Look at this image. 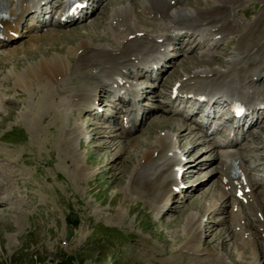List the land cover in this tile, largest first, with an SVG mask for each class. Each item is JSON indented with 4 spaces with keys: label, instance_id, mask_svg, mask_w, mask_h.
I'll return each instance as SVG.
<instances>
[{
    "label": "rangeland",
    "instance_id": "1",
    "mask_svg": "<svg viewBox=\"0 0 264 264\" xmlns=\"http://www.w3.org/2000/svg\"><path fill=\"white\" fill-rule=\"evenodd\" d=\"M124 1L142 17L138 1L132 5L127 0H106L99 13L80 24L58 27L54 35L47 33L48 27L39 31L44 38L37 41V50L30 48L28 53L22 52L28 45V36L0 48V264H169V258L179 262L191 255L188 246L182 250L187 237L191 236L186 226L191 211L204 219L200 230L201 249L221 250L232 263L242 256L245 260L249 258L248 248L243 255L241 248L233 249L235 239H231L229 229L236 226L232 219L227 220L231 201L225 199L227 194L223 195L222 191H228L221 181L217 184L219 177L214 170L219 164L212 160L213 153L206 152L208 144L203 142L207 139H198L200 129L195 120L200 119L199 114L186 120L190 132L185 122L180 124L187 128L186 138L180 145L183 152L191 147L185 157L193 164V169L189 165L192 177L182 183L191 185L184 198L171 195L158 211L131 188L128 181L134 159L142 149L141 143H152L156 135L164 132L163 126L170 132L177 130V123L184 120L183 114L188 110L182 105L180 114L169 112L168 85L175 79L176 71H186L195 60L201 62L198 50L187 53L189 45L185 46L184 54L177 52L176 63L162 72L156 94L149 93L141 101L142 106L153 109V116L125 134L119 131V113L109 95L107 105L99 104L104 109L102 112H93L102 98L82 111L71 106L69 95L76 90V83L81 86L82 80L88 81L90 76L76 75L57 86L50 82L48 96L42 95L47 83L43 84L37 77L22 84L14 77V72L24 70L43 53L50 56L57 51L71 56L69 46L79 35L94 42L107 37L114 39L106 31L107 21L111 9ZM197 1L203 6L205 1L210 3L211 0H189L187 5ZM101 2L97 0L94 8L99 9ZM262 5L257 0H247L237 9V16L243 22L251 21ZM45 10L37 15L40 18L44 15V19L49 17ZM259 30L264 31V22L260 23ZM235 36L228 35L217 43L212 50L217 58L203 63L218 65L229 55L236 43ZM2 50L17 54L7 59ZM71 61H75V57L71 56ZM57 80L60 81L59 76ZM139 81L149 91L157 84L149 76H142ZM78 95L79 92L76 97ZM41 96L42 105L39 103L35 109ZM257 115L259 122L251 127L254 136H247L239 148L249 174L262 183L254 195L264 205V119ZM76 123L80 125V132L74 148L67 135L68 129ZM119 142L122 147L117 146ZM211 195H216L220 206L217 212L209 214L207 199ZM241 209L242 217L250 225L247 209L243 212ZM68 230L73 231L70 239L66 237ZM252 230L258 237L260 250H264V237L253 227ZM222 238L226 239L223 246ZM233 250L235 256L229 258ZM254 259L256 264H264V253H257Z\"/></svg>",
    "mask_w": 264,
    "mask_h": 264
},
{
    "label": "bare ground",
    "instance_id": "2",
    "mask_svg": "<svg viewBox=\"0 0 264 264\" xmlns=\"http://www.w3.org/2000/svg\"><path fill=\"white\" fill-rule=\"evenodd\" d=\"M55 1L57 0H0V13L7 15L6 18H0V48L9 46L20 37L28 36V45L22 49L23 53H28L30 48L36 49L38 40L44 38V34H38L39 31L48 27L47 33L54 35L56 28L64 24H80L93 14L99 13L98 10H101L106 0H102L99 9L94 8L97 0H79L80 3L87 4L91 1L90 6L87 5L81 15L73 14V11L63 12L64 0H59L58 3ZM128 1L132 5L138 1L142 17L136 15L134 7L129 5ZM188 1L127 0L129 4L124 1L125 3L115 5L111 9L110 18L107 21L106 26L109 30L106 31H109L114 39L107 37L105 40L101 38L102 41L94 42L87 37L81 38L79 35L78 40L68 49L71 56L75 57V61H71L69 53L56 51L50 56L41 53L40 59L29 63L24 70L14 72V77L21 84L26 83L27 80L29 82V78L37 77L43 84L47 83L42 93L47 95L50 82L57 86L58 83L65 82L76 75L90 76L89 80L87 77L88 81L82 80L81 86L76 83V90L69 95L71 106L73 109L82 111L86 107L94 106L97 100L102 98V103L98 101L96 104L97 111H93L102 112L98 109L102 108L99 104L107 105V95L116 94L117 98L113 101L119 113V131L125 134L130 128L146 123L153 116V109L142 106L141 101L149 93L156 94L154 91L161 85V74L169 65L176 63L177 52L184 54L185 46L189 45L187 53L198 50L201 62L195 60V64L189 66L186 71H176L175 79L173 78L168 85L167 99L171 104L169 112L180 114L179 106L182 104L184 109L190 112L183 114L184 120L177 123V130L170 132L163 126L161 130L164 132L156 135L152 143H141L142 149L138 151L128 174L129 185L158 211L167 204L171 195L182 194L184 198L190 185L188 188H181L180 183L192 177V170L181 171L179 178L176 173L180 171L182 165L189 164L193 169V164L189 163L190 158L187 163L183 162L184 153L189 155L188 151L191 147L183 152V145H180L186 138L185 130L187 129L184 125L181 126L182 123L185 122L183 124L188 125L186 120L194 116L198 109L197 103L205 102L204 109H208L207 119L214 104H226L229 100L240 103L244 107L245 114L237 120L233 128L219 129L218 127L216 130L211 123H198L196 120L195 122L200 129L198 139H207V142H203L208 144L205 149L209 151L206 150V152L213 153L212 160L219 164V167L217 166L218 168L214 170L219 177L217 184L219 185L221 181L224 184L222 185L230 191L225 193L221 188L223 195L227 194L225 199L231 201V210L228 211L230 218L227 215L229 218L227 220L232 219L239 229V232L229 229L232 234L231 239H235L233 249L241 248L243 255L248 248L246 252H249V258L245 260L243 256H238L240 260L232 263L221 250L201 249L200 230L204 219L196 211H191L186 220L191 236L187 237V241L182 246V250L188 246L191 255L185 256L179 262H173L169 258L168 262L169 264H238L242 262L256 264L254 256L257 253H264V250H260L262 248L258 246V237L254 234L252 227L261 237H264V205L255 197L254 191L261 189L262 183L249 174L238 145L247 136H254L255 132L251 127L259 122V118L258 116L253 118L252 114L255 112L262 116V120L264 119V31L259 30L260 23L264 22V0H257L263 5L257 15L247 22H243L236 13L247 0H211L210 3L205 1L203 6L201 1H197L195 5L193 4L195 7L192 4L187 5ZM42 9H48L46 13H52L49 21L36 16L31 18L32 13ZM228 35L237 36L229 55L221 59L218 65L203 63L217 58L212 50ZM16 54L10 53V50H2V55L7 59ZM175 73L171 75L174 76ZM58 76L60 81L57 80ZM142 76H149L154 82L157 81V84L150 91L147 90L146 86L139 81ZM78 92L79 95L76 97ZM42 97L39 98L35 109L41 103ZM41 105L42 103L39 104ZM249 115L251 118L248 128L242 131L244 117ZM94 116L97 117L96 114ZM187 127L189 128L187 132H190L189 125ZM79 130L78 123L68 129L67 136L71 138L74 148L77 147ZM239 130L242 132L238 133ZM219 131H222L224 135L217 138ZM116 144L118 147L123 146L120 142ZM228 162L232 165L230 166ZM233 170L238 172L235 178L229 176V172L234 173ZM194 171L200 172L196 169ZM218 189L220 190V187ZM219 193L221 194L220 191ZM212 195L207 199L209 214L210 211L214 213L219 209L218 199L215 198L216 195ZM239 196L241 198L244 196L245 201ZM220 197H223L222 194ZM1 201L2 196H0ZM240 207L242 212L247 209L249 213L247 220L252 227L247 225L242 217ZM205 210L208 209L205 208ZM225 238L221 239L222 246L226 244ZM234 250L230 252L229 258L235 256Z\"/></svg>",
    "mask_w": 264,
    "mask_h": 264
},
{
    "label": "water",
    "instance_id": "3",
    "mask_svg": "<svg viewBox=\"0 0 264 264\" xmlns=\"http://www.w3.org/2000/svg\"><path fill=\"white\" fill-rule=\"evenodd\" d=\"M72 234H73V231H72V230H68V231L66 232V237H67V239H70L71 236H72Z\"/></svg>",
    "mask_w": 264,
    "mask_h": 264
}]
</instances>
